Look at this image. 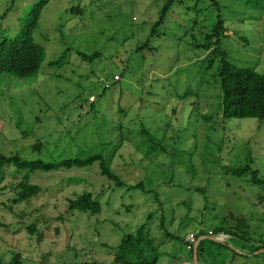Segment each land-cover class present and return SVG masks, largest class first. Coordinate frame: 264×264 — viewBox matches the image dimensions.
<instances>
[{"label":"rangeland","instance_id":"1","mask_svg":"<svg viewBox=\"0 0 264 264\" xmlns=\"http://www.w3.org/2000/svg\"><path fill=\"white\" fill-rule=\"evenodd\" d=\"M36 1L0 0V39L24 29ZM167 1L50 0L42 8L31 32L44 49L39 71L0 79V152L45 161L100 153L125 186L139 182L157 196L115 186L95 162L31 172L41 190L16 203L20 173L5 166L2 260L19 252L22 264H111L121 237L146 222L157 264H193L188 235L214 227L229 233L217 235L222 241L200 239L198 264H264L262 189L251 172L229 170L249 161L264 178V119L222 121L215 67L206 69V52L191 44L219 13L230 59L264 73V0H217L218 11L211 0H172L162 34L149 39ZM188 16L199 21L193 34H184L193 26L184 28ZM78 52L98 56L85 60ZM85 191L99 196L100 213L67 211V199Z\"/></svg>","mask_w":264,"mask_h":264},{"label":"trees","instance_id":"2","mask_svg":"<svg viewBox=\"0 0 264 264\" xmlns=\"http://www.w3.org/2000/svg\"><path fill=\"white\" fill-rule=\"evenodd\" d=\"M50 0H37L29 10L24 29L15 36L8 37L3 36L0 39V79L11 73L17 77H26L36 74L44 60V49L43 47L34 41L32 37V30L37 26L38 19L42 8ZM213 5L216 6L218 11L217 0H211ZM172 0H168L162 8L158 20L152 25L149 32V39L159 36L162 31L159 27L164 23L165 16L170 8ZM72 10H76V7H71ZM194 10L195 6H194ZM197 12V11H196ZM195 12V16L197 13ZM5 13L1 14L0 17L4 16ZM186 15V14H185ZM188 15V14H187ZM189 17V16H188ZM192 21V23H191ZM185 22L193 24L185 32L193 34L194 28L199 21L193 17L190 19H183L184 28L187 26ZM188 24V25H189ZM228 28L226 22L219 13L216 15V20L212 23L211 27L206 31H201L202 38L193 40L192 46L198 49H202L206 52L204 60L206 61V69L215 67L213 72L214 87L217 83L218 90V104H220L219 111H221V118L224 122L231 118H246L252 117L259 120L264 119V73H261L255 69V67L247 64L239 65L230 59V56L226 49L221 45V39L228 36L226 34ZM147 39L144 43L137 46L138 48L145 47L148 43ZM68 48H66L67 51ZM79 56L85 60L92 59L98 56L97 53L86 54L78 52ZM64 61L63 55L58 57L56 60L50 62V65L62 63ZM117 80L120 78L118 74ZM114 79L113 80L117 81ZM216 98V96H215ZM203 118L209 119L207 115H203ZM145 132V131H143ZM42 145L40 141L33 144L35 149L40 148ZM98 162L100 167V173L111 180L115 186L126 187L129 190L142 188L143 193H150L157 196V191L153 188L144 189L142 183H135L129 186H125L121 178L114 173L107 165L100 153H92L86 156H73V157H62L56 161L43 159H24L18 154H5L0 152V179L3 175V169L5 166H12L15 172L20 173V180L15 186V196L12 199L13 202L19 203L26 201L31 197L37 195L41 188L37 184L30 182V173L36 170L38 171H56L62 168L69 169L72 167L84 168L91 166L93 163ZM229 170L235 175H241L245 172H251V182L259 185L262 189L263 195L260 198L264 201V178L258 176L257 170H252L250 162L247 161L245 164L236 168H229ZM194 190L204 192L202 187H194ZM67 211L70 213H87L88 215L98 214L101 211V203L99 196L94 195L92 192H81L73 197L67 199ZM152 216L150 213L148 219ZM146 222L140 224L133 232L125 233L118 245L115 247L112 253L111 264H157L160 256L158 244L155 243V239L149 235L146 229ZM5 223L0 219V227H4ZM161 228L164 227L162 218ZM30 233L35 232L33 224L27 226ZM165 233L171 236L167 230ZM219 233L228 234L223 230L222 227H214L210 234L217 235ZM191 234V233H190ZM209 233H207L208 235ZM231 235L237 237H244L236 231L231 232ZM201 234H196V238ZM215 241V240H213ZM216 242V241H215ZM190 253L193 251V243L187 240ZM199 241L197 245V252L200 248ZM261 245H258L256 249H260ZM23 257L19 252H14L9 261L2 260L0 258V264H22ZM74 264V263H72ZM75 264H99L97 260L84 261L82 263Z\"/></svg>","mask_w":264,"mask_h":264},{"label":"water","instance_id":"3","mask_svg":"<svg viewBox=\"0 0 264 264\" xmlns=\"http://www.w3.org/2000/svg\"><path fill=\"white\" fill-rule=\"evenodd\" d=\"M203 238H208L210 240H216L213 236H203ZM197 245H198V241L195 242L194 247H193V264H198L197 258H196Z\"/></svg>","mask_w":264,"mask_h":264},{"label":"clouds","instance_id":"4","mask_svg":"<svg viewBox=\"0 0 264 264\" xmlns=\"http://www.w3.org/2000/svg\"><path fill=\"white\" fill-rule=\"evenodd\" d=\"M219 234H223V235H225V233H219ZM217 235H218V234H217ZM217 235H213V234H210V233H209L208 235H205V236H213L217 241H222V240H219V239L217 238ZM203 236H204V235L199 236L198 239H197L196 241H198V243H199V240L202 239ZM226 236H227V235H226ZM196 241H195V242H196ZM193 244H195V243H193ZM193 247H194V245H193ZM196 256H197V255H196ZM196 258H197V257H196Z\"/></svg>","mask_w":264,"mask_h":264},{"label":"built area","instance_id":"5","mask_svg":"<svg viewBox=\"0 0 264 264\" xmlns=\"http://www.w3.org/2000/svg\"><path fill=\"white\" fill-rule=\"evenodd\" d=\"M219 239V237H217ZM187 240L191 243H194L195 240H196V236L195 234H189L188 237H187Z\"/></svg>","mask_w":264,"mask_h":264}]
</instances>
